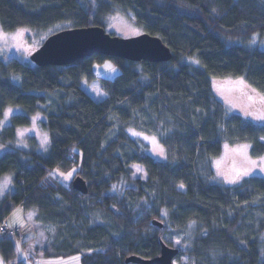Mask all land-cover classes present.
<instances>
[{
	"label": "trees",
	"instance_id": "trees-1",
	"mask_svg": "<svg viewBox=\"0 0 264 264\" xmlns=\"http://www.w3.org/2000/svg\"><path fill=\"white\" fill-rule=\"evenodd\" d=\"M115 13L161 38L172 59L96 54L67 66H38L0 57V117L8 107L24 110L11 117L1 145L14 142L18 127L36 114L45 117L40 123L50 135L45 153L14 146L0 156V177H12L11 191L0 200V222L22 207L32 215L29 239L38 242L37 253H82L83 264L154 258L162 242L172 244L162 231L183 235L176 259L186 255L185 264H264V178L227 186L213 167L227 143L249 142L253 155L263 156L264 123L229 113L211 86V79L242 78L264 94V49L239 44L254 34L264 37V1L0 0L6 32L41 34L58 23L106 28ZM107 58L120 73L103 79L107 96L97 100L82 84L97 78L93 65ZM133 131L155 136L167 158H153ZM133 165L144 169L145 180L132 178ZM74 166L87 194L52 173ZM142 219L155 230L140 227ZM19 236L0 237L4 264H28L17 259Z\"/></svg>",
	"mask_w": 264,
	"mask_h": 264
},
{
	"label": "rangeland",
	"instance_id": "rangeland-1",
	"mask_svg": "<svg viewBox=\"0 0 264 264\" xmlns=\"http://www.w3.org/2000/svg\"><path fill=\"white\" fill-rule=\"evenodd\" d=\"M264 1V0H263ZM66 24L58 23L53 26H50L46 30H43L41 34H37V32L27 30V29H19L14 32H6L4 31L1 26L0 29H2L3 34H5L6 38L0 39V57L9 60L12 57L17 58L23 63H32L30 56L31 54L40 47V45L43 43V41L51 34L56 33L58 31L66 29ZM106 31L112 35H116L123 38L133 37L140 35L143 33L140 29L135 27V24L131 18L130 15H124L121 13H115L111 16H108L106 21ZM132 29H138V32H133ZM20 32L21 34L17 38V33ZM240 41V42H239ZM236 42H239L240 45L246 47V48H259L264 49V37H260L259 34H254L248 39L245 40H239ZM255 41V43H253ZM195 60L188 59V63H192L195 66H200L199 63H194ZM105 64H110L112 68L115 69V71H110L109 69H106L104 67ZM94 73L96 74L97 78L90 84L83 82L82 87L85 89L92 97L95 99H103L107 96L106 90L104 89L103 79L107 80H113L115 79L118 74L120 73L119 66L111 59H104L102 61H95L93 65ZM240 79L238 78H229V79H211V86L213 93L215 96L222 102L224 107L229 113H238L241 115H244L245 117L249 118L252 122L257 124H263L264 120H257L251 115H246V112H252V113H260L264 112V94L256 90L255 88L249 86L244 81V85H247L248 87H241L240 85H237L236 81ZM94 89H99L103 93H106V95L98 96ZM255 91H252V90ZM13 109V112L6 118L5 112L7 109ZM24 110L21 107H8L5 109L3 116L0 117V141L2 137V132L4 131L5 127L9 126L11 124V117L13 115L17 114H23ZM33 117H37L35 121V126L33 125ZM45 121V117L42 114H36L30 117V124L27 126H21L17 129V137L16 140L10 143L9 146L1 145L0 143V156L5 153L6 151L13 149L14 146L22 148V149H32L34 148L38 152L45 153L49 147L50 144V135L46 129H44L41 126L40 122ZM25 129H33L32 131L25 132V135L23 139L18 135V130H25ZM137 132V131H135ZM141 133V132H137ZM47 135L49 143L45 146L41 145V139L44 135ZM133 135V134H132ZM136 136V135H133ZM153 137L146 135L142 133V135L136 136L143 139L149 146H148V153L155 158L158 161H164L165 158L158 156L152 152V143L149 139H145L144 137ZM31 138V139H30ZM34 142V143H32ZM160 143V142H159ZM243 144H249V142L246 141H240V142H233V143H227L223 146V151L221 155L213 160V167L217 176L218 182H220L223 185H236V184H228L224 181V178L219 176L217 174V162H220L221 169L227 170L229 169L233 161H235L237 164L239 163V157L235 156L232 152L233 149L237 148L239 145ZM227 145V148L225 147ZM165 151V150H164ZM248 153L252 159H258V157H255L252 153L251 147L248 150ZM166 155V154H165ZM264 156V155H263ZM139 165H133L134 173L132 175V178H140L142 180H145L147 178L146 173L144 169L141 168V172H136V167ZM72 169H75V172H73L72 177L70 179H65L62 176H59L58 172H63L67 174L68 172L72 171ZM79 170V166H74L71 169L67 171H63L62 169H54L52 171L53 175L63 184L70 186L72 184L75 175L77 171ZM258 176L264 178V173L259 172V170L255 171L251 176ZM6 177L11 178V183H9L4 190L3 194L0 195V200H2L12 189V177L10 175H5L0 177V183L4 181ZM247 178V177H246ZM241 182V181H240ZM239 182V183H240ZM237 183V184H239ZM17 210H20V214L23 218V226H21L20 223L14 224V226H20L22 228V233L19 237L15 238V245L17 250V259L27 262L28 264H83L82 257L83 254H74L67 257H44L41 256L40 253H37L36 248L38 246V242L34 239H29L32 235V227L29 224L28 216L24 209L22 207H18L15 210L12 211V213L9 215V222H12L14 219V214L17 212ZM32 217V215H31ZM140 227L142 228H149L148 224H145V220L142 219L140 221ZM151 231H154V228H149ZM1 237V235H0ZM162 237L166 240H171L172 247L180 248L181 244H177V240H181L183 235L175 234L171 232L162 231ZM26 240V243L23 244V242ZM21 251L29 253V256L27 260L21 255ZM79 257V261H77L75 258ZM0 260L3 261V258L0 254ZM188 261V258L186 255L181 256L179 260L175 259L174 264H185ZM4 264V261H3Z\"/></svg>",
	"mask_w": 264,
	"mask_h": 264
},
{
	"label": "water",
	"instance_id": "water-1",
	"mask_svg": "<svg viewBox=\"0 0 264 264\" xmlns=\"http://www.w3.org/2000/svg\"><path fill=\"white\" fill-rule=\"evenodd\" d=\"M96 54L138 62H168L172 59L170 47L157 36L143 32L123 38L108 33L102 26L67 28L53 33L31 54L30 59L38 66H67ZM72 187L82 194L88 193L87 183L81 176L73 180ZM153 224L162 225L158 220H154ZM179 252V248L162 242L158 256L143 258L131 255L125 261L133 264H174Z\"/></svg>",
	"mask_w": 264,
	"mask_h": 264
},
{
	"label": "snow or ice",
	"instance_id": "snow-or-ice-1",
	"mask_svg": "<svg viewBox=\"0 0 264 264\" xmlns=\"http://www.w3.org/2000/svg\"><path fill=\"white\" fill-rule=\"evenodd\" d=\"M133 32H138V29H132ZM21 33L18 32L17 33V38L19 37ZM6 38L5 34H3L2 29H0V39H4ZM253 43H255V41H253ZM194 63H199V61H194ZM104 67L106 69H109L110 71H115L114 68H112V66L110 64H105ZM237 85H240L241 87H248L247 85H244V81L241 78L240 80L236 81ZM94 91L96 92V94L98 96L101 95H106V93H103L101 90L99 89H94ZM252 91H255L254 89ZM262 99H264V97H262ZM13 112V109L9 108L7 109V111L5 112V117L7 118L11 113ZM246 115H251L253 116L255 119L257 120H264V112H260V113H252V112H246ZM37 117H33V125L35 126V121H36ZM33 129H25V130H18V135L21 138V140L23 139L25 132L27 131H32ZM133 135L139 136L142 135V133H137L135 131L132 132ZM145 139H149L150 142L152 143L153 147H152V152L158 156L164 157L165 159L167 158L165 155V151L163 148V145H161L159 143V140L153 136V137H144ZM261 141H264V137L260 138ZM49 143L48 137L45 134L42 139H41V145L45 146ZM225 147L227 148V145H225ZM251 147V145L249 144H243V145H239L237 148L233 149L232 152L234 153L235 156L239 157V163L237 164L235 161H233L232 166L227 169V170H223L221 169L220 166V162H217V174L221 177L224 178V181L228 184H237L240 181L244 180L246 177L251 176L255 171L259 170V172L264 173V156L258 157V159H252L248 153L249 148ZM136 167V172H141V168L139 166H135ZM73 172H75V169H72V171L68 172L67 174L63 173V172H58L57 174L59 176L64 177L65 179H70L72 177ZM51 175V173H50ZM11 183V178L10 177H6L4 179V181L2 183H0V195L3 194L4 190L6 189L7 185ZM180 187H183V185H181ZM113 190L115 191V186L113 188ZM165 215H167V213H164ZM31 215L28 217V219H31ZM16 223H20L21 226H23V218L20 214V210H17V212L14 214V219L11 223H9L7 225V227H12L14 224ZM41 235H43L41 233ZM177 244L180 243L179 240L176 241ZM21 255L25 258V260H27L29 253L27 252H23L21 251ZM77 261H79V257L75 258ZM0 264H3V261L0 260Z\"/></svg>",
	"mask_w": 264,
	"mask_h": 264
},
{
	"label": "built area",
	"instance_id": "built-area-1",
	"mask_svg": "<svg viewBox=\"0 0 264 264\" xmlns=\"http://www.w3.org/2000/svg\"><path fill=\"white\" fill-rule=\"evenodd\" d=\"M9 220L4 219L0 222V235L9 237V236H15L21 234V229L16 226L7 227L9 224Z\"/></svg>",
	"mask_w": 264,
	"mask_h": 264
},
{
	"label": "crops",
	"instance_id": "crops-1",
	"mask_svg": "<svg viewBox=\"0 0 264 264\" xmlns=\"http://www.w3.org/2000/svg\"><path fill=\"white\" fill-rule=\"evenodd\" d=\"M18 208V207H17Z\"/></svg>",
	"mask_w": 264,
	"mask_h": 264
}]
</instances>
